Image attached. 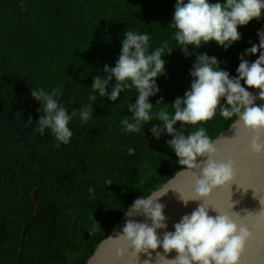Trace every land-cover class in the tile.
Listing matches in <instances>:
<instances>
[{"label": "trees", "instance_id": "trees-1", "mask_svg": "<svg viewBox=\"0 0 264 264\" xmlns=\"http://www.w3.org/2000/svg\"><path fill=\"white\" fill-rule=\"evenodd\" d=\"M175 3L0 0V264H86L137 198L147 197L186 168L166 144L171 137L155 140L151 125L145 124L140 133L122 131L120 121L131 115L128 105L135 102V88L122 92L115 103L91 88L97 71L104 75L105 64L115 65L126 30L150 32L149 52L164 41L176 47V29L170 25ZM262 27L264 19L241 27V41L227 51L211 42L200 49L190 46L187 58L179 49L166 55L167 75L158 77L160 93L150 98L153 112H174L170 103L189 88L199 52L216 56L222 68L236 75L240 55L258 42ZM30 88H59L69 114L96 94L95 112L86 123L74 117L70 142L60 143L51 130H37L38 113L44 111ZM160 96L164 100L156 105ZM29 116L32 123H27ZM236 118L225 119L217 111L209 121L176 127L185 135L204 127L213 140ZM129 147L134 155L128 154Z\"/></svg>", "mask_w": 264, "mask_h": 264}, {"label": "clouds", "instance_id": "clouds-1", "mask_svg": "<svg viewBox=\"0 0 264 264\" xmlns=\"http://www.w3.org/2000/svg\"><path fill=\"white\" fill-rule=\"evenodd\" d=\"M262 19L264 0H176L170 22L176 29L173 36L175 48L164 41L149 52L150 32L126 30L115 65L105 64L102 69L104 75H100L99 70L93 77L91 88L108 102L115 103L122 92L135 88V102L128 105L131 115L120 121L122 131L140 133L148 124L155 140H160L163 135L170 136L166 144L175 153L178 164L192 170L194 176V197L185 199L181 196L180 199L185 206L190 201H202L173 225L174 231H166L168 224L164 205L158 202L161 196L137 198L129 208L145 220H126L122 231L114 238H123L136 253L151 255L150 250L162 248L164 253L173 250L177 253L170 260L172 264H240L242 250L252 235L248 225L214 208L212 210L217 214L210 215L209 205L205 203V198L213 190L226 186L231 190L236 176L235 162L231 158H216L218 149L204 127L185 135L176 125L179 123L182 129L184 125L209 121L217 111L225 119L238 116L255 133L250 144L251 152L264 154V105L255 103L257 99L264 101V27L257 30L258 42L251 43L240 55L236 75L222 68L223 62L216 56L199 52L189 73L192 77L189 88L182 97L170 103L174 112H153L155 105L150 98L160 93L158 77L167 75L169 61L164 58L166 55L179 49L187 58L191 55L190 46L200 49L211 42L227 51L241 41V27ZM250 56H256V59L250 61L245 58ZM250 89L259 90L258 94L254 95ZM62 95L59 88L51 91L30 88V96L44 111L42 116L37 111V130L41 134L46 129L51 130L56 141L68 144L73 136L70 121L78 115L82 123L88 122L95 112L93 106L97 95H89V103L71 114L60 102ZM163 100L160 96L156 105L162 104ZM153 120L159 123H152ZM27 123H32L31 116ZM127 151L129 155L135 154L132 147ZM199 157L205 159L198 160ZM106 183L110 185L111 181ZM92 191L90 188L89 192ZM158 230H165L162 237ZM123 251L118 249L117 255L121 256Z\"/></svg>", "mask_w": 264, "mask_h": 264}, {"label": "water", "instance_id": "water-1", "mask_svg": "<svg viewBox=\"0 0 264 264\" xmlns=\"http://www.w3.org/2000/svg\"><path fill=\"white\" fill-rule=\"evenodd\" d=\"M251 91L256 95L259 90L252 89ZM255 103L264 105V101L260 99H257ZM254 134L237 116L227 129L212 140L218 149L216 157L218 160L229 158L234 160L236 176L231 185V190L227 186L217 188L205 198L206 205H209L210 215L215 216L217 214L212 210L214 208L221 213L231 214L234 219L248 225L252 235L242 250L240 264H264V154L256 155L251 152L250 144ZM202 159L205 157L198 158V160ZM193 188L192 170L182 168L163 183L159 189L145 197L155 199L161 196L158 202L164 205V214L168 224L166 231H174L173 225L179 222L183 215L190 214L198 204L202 203V201H190L185 206L181 201V196L185 199L194 197ZM36 190L32 192V200H35ZM34 207L36 209V204ZM231 209L243 219L241 220L239 215L232 213ZM34 216L35 212L33 213ZM130 218L141 222L145 220L138 213H132L129 208L115 224L112 231L97 244L86 264H172L170 260L177 256L175 250L164 253L162 248H158L155 251L150 250L151 255L143 252L138 254L123 238L114 239L122 231L126 220ZM29 223L24 227L26 228ZM163 231L165 230H158L161 237ZM23 236L24 231L19 240L16 263L22 250ZM118 249L124 250L121 256L117 255Z\"/></svg>", "mask_w": 264, "mask_h": 264}]
</instances>
